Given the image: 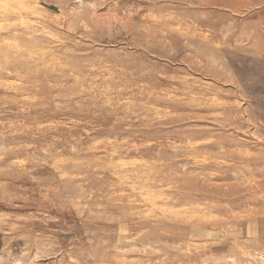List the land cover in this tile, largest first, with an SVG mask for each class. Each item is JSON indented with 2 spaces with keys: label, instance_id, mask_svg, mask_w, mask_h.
Returning a JSON list of instances; mask_svg holds the SVG:
<instances>
[{
  "label": "rangeland",
  "instance_id": "obj_1",
  "mask_svg": "<svg viewBox=\"0 0 264 264\" xmlns=\"http://www.w3.org/2000/svg\"><path fill=\"white\" fill-rule=\"evenodd\" d=\"M0 264H264V0H0Z\"/></svg>",
  "mask_w": 264,
  "mask_h": 264
}]
</instances>
